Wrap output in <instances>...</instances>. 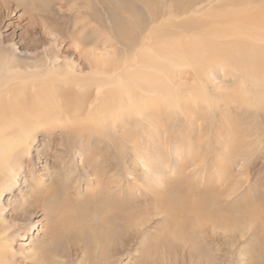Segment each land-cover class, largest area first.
<instances>
[{
  "label": "rangeland",
  "instance_id": "374dc122",
  "mask_svg": "<svg viewBox=\"0 0 264 264\" xmlns=\"http://www.w3.org/2000/svg\"><path fill=\"white\" fill-rule=\"evenodd\" d=\"M141 1L107 0L101 4L98 0H14L4 4L10 13L8 17L7 11L3 12L0 39L5 49L27 60L33 58L27 52L42 57L44 49L49 53L55 49L73 51L69 39L76 36L83 39V51L100 53L105 47L110 55H119L128 47L120 31L124 23L134 24L128 15L133 11L138 13L136 20L139 18L140 23L147 24L163 8L164 15L157 19L153 35L160 37L162 31L167 39L171 35L173 40L184 34L187 41L189 36L198 40L207 38L211 28L214 32L218 26H232L227 14L235 9L238 16L249 8L252 13L264 10V0H252L251 5L248 0H215V3L211 0L212 3L195 4L196 11L192 9L188 14L184 11L189 0H158L157 4L151 3L152 9ZM192 19L206 24L205 31H182L185 29L182 26ZM102 23L107 33L105 44L100 43L99 37ZM35 34L42 41L33 46ZM55 38L57 45L64 40L63 45L51 43ZM80 63L83 65L84 61ZM208 75L211 94L220 99L218 104L207 107L203 103H181L177 108L180 112L174 109L165 122L166 129H159L167 138L168 154L161 138L154 142L144 133L146 126H138L133 132L138 137L141 135L143 144H150L153 153L148 156L150 167L141 164L131 143L126 146L128 157L124 166L129 170L125 172L121 166L118 172L115 163H110L106 149H102L103 155L95 150L98 154L94 155L95 162L78 145L71 150L62 147L48 150V139L40 136V142L32 150V155L40 157L35 168L23 170L16 186L1 199L0 246L7 261L11 264H264V221L262 227L258 224L254 228L245 222L255 210H264V102L243 104L241 97L222 92L242 87L247 96L251 94L250 85L231 68L215 67ZM184 79L192 83V72H186ZM65 139L63 144L71 148L72 140ZM142 149L143 146H138L136 154L144 161L148 152ZM119 177L121 180L113 183ZM53 188L56 193L51 196L49 191ZM188 193L210 195L217 206L230 211L233 217L229 221L211 218L199 228L194 227L199 232L191 233V241L184 243V250L177 247L175 254L163 255L158 249L153 260L147 261L146 247L158 241L166 224L165 216L158 215L135 242L122 246L124 254L113 257L110 254L107 259L103 256L105 243L99 244L98 236L102 234L101 226L111 224H103L106 212L102 195L116 201L135 198L125 209H153L161 199L174 206V202ZM113 226L115 235L120 237L123 228L114 223Z\"/></svg>",
  "mask_w": 264,
  "mask_h": 264
},
{
  "label": "bare ground",
  "instance_id": "6f19581e",
  "mask_svg": "<svg viewBox=\"0 0 264 264\" xmlns=\"http://www.w3.org/2000/svg\"><path fill=\"white\" fill-rule=\"evenodd\" d=\"M13 1L0 0V29L5 20L3 12L7 11V16L10 13L4 4ZM98 1L104 4L107 0ZM142 1L149 8L152 2H158ZM248 1L249 5L254 2ZM203 2L212 3L211 0H189L184 12L191 11L195 4ZM230 4L234 7L231 1ZM225 8L228 9L227 6ZM249 9H245L240 16L238 9L237 12L233 9V13H226L233 21L230 28L227 25L224 28L218 26L212 32L211 27L217 25V21L210 27L211 32L208 30L207 38L198 40L197 37L193 39L189 36L187 41L184 34L173 40L171 35L167 39L168 36L162 31H159L158 35L162 33L160 37L153 35L156 33L157 19L164 15L163 8L156 16L149 17L151 20L147 24L140 23L139 18L136 20L138 13L133 11L128 15L134 24L127 26L124 23L126 26H120L121 39L128 43V47L119 55H110L105 47L100 53L96 50L83 51V39L75 35V38L69 39L73 51L55 49L49 53L44 49L40 54L42 57L27 52L33 57L27 60L14 54L12 50L5 49L0 39V203L2 197L16 186L22 171H32L38 163L40 157L32 155V150L38 144L37 141L40 142V136L48 139V150L59 147L71 150L78 145L89 152L95 162L94 155L98 154L94 152L99 151L103 155L102 149H106L110 154V163H115L113 166L118 172L121 166L125 172L129 170L124 167L128 157L127 144L131 143L136 151L138 146H143L142 152H148L147 160L142 161L136 151L133 153L143 166L150 167L152 162L148 156L153 154L150 153V144H143L141 135H134L135 129L146 126L144 133L154 142L157 137L161 138L165 153L168 154L170 147L167 138L163 137L159 129L165 128V122L172 116L171 112L181 103H203L207 107L218 104L220 99L211 94L207 81L208 71L215 67L235 70L251 87V94L248 96L242 87L231 91L222 90L223 93L241 97L238 98L241 101L243 99V104L264 102V10L252 13ZM215 13L220 15L216 11ZM100 25V43L104 41L105 44L107 33L103 23ZM205 25L192 19L182 26L185 28L182 31L204 30ZM84 27L81 26L82 29ZM174 36L176 37L175 34ZM57 38L51 43L57 45ZM32 40L34 46L42 38L36 35ZM75 58L78 59L75 61ZM82 60L83 65L80 63ZM189 71L192 72V83L184 79L185 73ZM65 138L72 140L71 148L63 144ZM96 167L97 165H93V168ZM117 180H121V177L113 183ZM55 193L56 188L49 191L51 196ZM108 195L101 196L106 212L103 224L111 226H101L102 234L98 236L99 244L105 243L103 256L106 259L110 254H113L112 257L122 254L125 250L122 246L135 242L138 235L145 233L146 227L156 221L155 217L158 215L165 216L166 224L158 241L153 246L146 247L147 261L153 260L158 249L163 255L175 254L177 247L184 250V243L191 241V233L199 232L194 227L199 228L211 218L229 221L233 217L230 211L217 206L214 199L206 194L188 193L174 202V206L161 199L153 209H125L128 208L126 204L135 201V198H120L116 201ZM1 208L0 204V212ZM263 221L264 210L259 209L251 213L245 222L250 228H254L258 224L262 227ZM113 223L120 229L123 228L120 237L117 236L119 234L115 235L116 227ZM232 223L233 221L230 222ZM7 260L6 253L0 246V264H11Z\"/></svg>",
  "mask_w": 264,
  "mask_h": 264
}]
</instances>
